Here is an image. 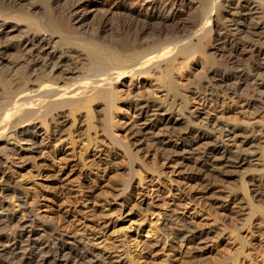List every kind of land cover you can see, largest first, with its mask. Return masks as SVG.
<instances>
[{"label":"bare ground","instance_id":"bare-ground-1","mask_svg":"<svg viewBox=\"0 0 264 264\" xmlns=\"http://www.w3.org/2000/svg\"><path fill=\"white\" fill-rule=\"evenodd\" d=\"M125 1L128 2L126 6H121L117 12L121 17L129 18L128 24L135 26L136 30L129 37L118 30L111 38L106 27L100 28V33H110L105 38L111 39L105 45L99 43L101 41L98 39L95 42L96 38L86 41L85 36H80L81 27L78 24L84 19L83 12H80L82 2L71 7L74 16L70 14L73 19H67L71 22L66 25L68 31H65L56 22L59 11L56 9V13L43 0H0V40L12 33L23 34H20L17 42L7 43L0 48V264L112 262L92 251L88 239L77 238L63 231L40 217L34 207H28L23 201L26 190L14 183L13 174L2 168L8 159L17 163L13 156L21 147H25L24 144L37 149L40 146L34 135L37 127L51 128V122L62 119L64 112H68L73 125L77 117L86 123L87 128L82 133H85L83 136L87 142L81 147V152H86L89 145L100 140L107 143V157H112L114 150H120L123 154L122 164L128 173L117 179L118 195L126 193L134 177H139V181L149 188L147 173L159 172L157 166L152 168L142 161L129 142L132 133L128 134L124 124L135 122L140 116L151 113L150 117L156 118L155 125L180 136L182 130L176 116L186 118L195 127L199 126L198 120L195 123L193 119L194 114L188 111L190 105H195L203 107L206 116L212 118L213 123L216 122L218 131H215L219 135L215 138L224 140L223 134L231 130L243 136L249 133L252 139L257 138L256 128L249 120L240 122L235 118L224 122L217 115L212 117V112H218L220 108L217 105L218 97L231 99L248 112L264 111V53L259 49L264 45V0H233L236 7L228 20L224 16L218 18L223 11L224 0H197L198 10L194 17H189L192 13L188 17L183 15L184 0H151L143 8L139 7L141 0ZM26 7L27 12H17ZM40 9L47 13L46 19L43 18L45 30L34 15ZM51 14L57 19L54 20ZM82 33L85 35L86 30ZM91 34L94 35L90 32L89 36ZM96 34L95 37L98 36ZM13 56L15 60H12ZM15 69L16 74L13 73ZM260 114L262 116V112ZM260 124L264 126V118ZM90 130L95 133L94 140L89 134ZM262 131L259 130L263 135ZM69 136L73 146L75 137H72V132ZM209 138L206 134L200 136L199 141H190L188 147L192 148ZM257 139H254L260 150L257 163L261 167L258 171L263 172V177L260 180L250 178L249 182L264 192V141ZM169 146L162 148L165 151ZM245 151L227 149V153L220 154L216 148L213 155L215 158L225 157V167L237 172L251 164L250 154ZM193 168L201 171L205 167L194 163ZM159 173L161 176L162 173ZM206 175L204 173L203 176ZM198 178L204 177L197 175ZM249 182L242 177L234 186V192L226 198L230 199L229 204L234 205L244 201L248 213L243 227L260 220L264 223V195H251L250 198ZM257 183L260 185L257 186ZM82 198L86 200L88 197L84 194ZM257 214L259 216L256 217ZM153 216L152 209L144 214L154 224V230L161 232L165 243L179 249L191 264H206L195 246L216 239L219 236L217 231L205 233L191 221L171 212H165L157 219ZM232 233L239 241V249L216 264L224 260L238 264L240 255L244 254L246 241L238 235V229ZM124 248L125 259L134 263L128 247ZM249 256L246 255L247 258Z\"/></svg>","mask_w":264,"mask_h":264},{"label":"rangeland","instance_id":"rangeland-1","mask_svg":"<svg viewBox=\"0 0 264 264\" xmlns=\"http://www.w3.org/2000/svg\"><path fill=\"white\" fill-rule=\"evenodd\" d=\"M43 1L54 11L56 9L59 11L56 10L58 13L55 12L59 14V17L61 16L60 19L59 17L57 19V16L54 15L52 17V14L51 17H55L54 20H60H56V22L61 28L64 27V30H67L66 25L71 22L69 20H72L74 16V13H71V7L78 5V2H82V11L80 12H83L84 15L81 23L83 26L78 25L81 27V33L79 34L82 37L85 36L86 41H93L96 38L94 39L95 42L101 41L99 43L106 45L112 35L118 33V30L128 37L132 36L136 30L135 26L128 24L129 18H123L117 12L121 6H126L128 2L125 0ZM150 1L141 0L139 7L142 6L143 8ZM166 1L173 2V0ZM196 1L184 0L185 4L183 9L181 8L184 16L188 17L190 13L192 14L189 17L196 15L198 10ZM28 7L17 12H27ZM222 7L223 11L221 8L222 12L220 11L219 16L217 15L218 18L222 16L226 19L230 18L229 14L235 11L236 1L224 0ZM238 11H241V9ZM44 13L45 11L40 9L38 14H34L36 16L34 17L36 21L39 18L38 23L45 30L44 19H46L47 13ZM123 22L125 23L123 24ZM63 23L64 25H62ZM219 24L221 23L219 22ZM105 27L111 35H109V32V34L107 32V34L100 33L101 29ZM84 29L86 30L85 35L82 33V31L85 32ZM89 31L93 32L92 37L89 36ZM96 32L98 36L95 37ZM20 34L16 32L3 37L0 40V45L2 44L0 48L7 43L17 42L16 40H19ZM72 35L70 34V36ZM101 35L107 36L102 37ZM108 35L111 38H105ZM73 36H77V34ZM259 49L264 53V45L263 47L260 46ZM13 59L15 60L14 56ZM9 66L12 67L10 64ZM16 69L13 72L14 74L17 73ZM13 73L11 76L14 77ZM236 104L235 101L232 102L231 99L228 100L226 97H218L217 105L220 108H218V112H212V117L217 115L224 122L235 118L242 122L249 120L256 128V130H254L255 128L253 130L257 132H255V137L258 139H254L264 141V138L262 139L264 137V126L260 124L264 118V111L254 113L250 110L251 113H249L247 110H242L238 104L236 106ZM188 111L191 115L194 114L193 119L195 123L198 120L199 126L196 125L195 127L186 118L176 116L182 130L180 136L170 134L164 131L162 126L155 125L156 118L150 117L151 113L149 116H140L135 122L124 124L128 134L132 133L129 136V142L134 152L148 166L152 168L157 166L159 172L162 173L161 176H159V172L158 174L151 171L147 173L149 188L148 185L140 182L139 177H134L126 193L118 195V180L128 173L126 166L122 164L124 163L122 161L124 160L123 154L120 150H114V152L112 151V157H107V143L100 140L89 145L86 152H81V147L87 142L85 135L83 136L85 133H82L85 132L87 126L83 122L84 119H80V117L79 119L77 117L73 125L72 118H68V112H64V117L57 122L55 121L56 123L51 122L52 126L47 130L43 128L44 126L39 125L37 127L34 135L41 146L37 148L39 151L28 144H24L25 147L20 145L18 147H21V149L18 150L17 154H14L15 157L13 156L14 161H17V163L8 159L2 164V168L7 169L11 175L13 174L14 183L20 184L22 189L26 190L23 201L28 207H34L40 217L63 231H67L77 238L88 239L91 243L90 249L96 254H101L104 259L114 262H111V264H191L179 249L171 248L168 242L165 243L161 232H158L157 229L154 230V224L150 222L149 218L144 217L149 209H152L154 219L161 217L165 212H171L187 219L188 222L191 221L192 224L194 223L205 233L217 231L219 236L216 239L195 246L202 254L206 264H216L217 261L231 257L230 255L239 249V241L232 233L234 229H238V235L246 241L244 254L240 255L238 264H264V223H261L260 220L257 223L253 222L248 227H243L248 213L247 207L243 204L244 201L240 200L243 205L239 201L234 205L229 204L230 199H226L235 190L234 188L242 177L246 182H249L250 178L260 180L263 177V172L258 171V169H261L259 163H257L259 162L257 158L260 155V150L256 145V140L254 141L249 133V135L245 134L244 137L234 130L223 134L222 139L224 140H219L215 138L219 135V132L215 131H218L217 124L212 122V118L206 116L203 107L190 105ZM259 124L261 126H258ZM200 126L203 127L199 128ZM204 128L208 129H205V131ZM260 129H263V135L260 134ZM59 131L61 132L60 135H58ZM71 132L72 137H75H73L75 139L73 146L71 145V136H69ZM89 134L94 140L96 137L94 131L90 130ZM205 134L209 135V140L203 141V144L198 143L192 148L188 147L190 141L198 139L197 142L199 137H203ZM167 145H170L169 148L173 147L171 150L174 148L177 150L171 152L167 148L164 151L162 147ZM216 148H218L220 154L227 153V149L232 151H238L239 149L243 152L246 150L245 152L250 154L251 164L239 171L237 170V172L227 169L223 162L225 157H214L213 151ZM81 153H83L82 159ZM194 163L197 166H204L208 175H206L204 169L201 171L198 169L193 170L195 169L193 168ZM204 173L207 178L203 176ZM197 175L205 179L198 178V180L196 179ZM193 176H195V179ZM262 182H264V178H262ZM252 184V182L247 183L250 198L251 195L255 197L260 194L264 195V192H261L258 187ZM258 185L260 183H257ZM149 190L151 191V197ZM84 194L88 197L86 200L82 198ZM237 195L240 196L239 193ZM257 216L259 215L257 214ZM124 247H128L134 263H131L128 258L125 259L126 254H124V251L126 249ZM247 254H250L248 258L246 257ZM221 264L231 263L224 260Z\"/></svg>","mask_w":264,"mask_h":264}]
</instances>
